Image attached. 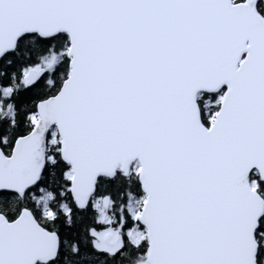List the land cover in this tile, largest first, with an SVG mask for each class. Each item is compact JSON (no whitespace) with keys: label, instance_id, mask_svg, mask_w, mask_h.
Returning a JSON list of instances; mask_svg holds the SVG:
<instances>
[{"label":"snow or ice","instance_id":"snow-or-ice-1","mask_svg":"<svg viewBox=\"0 0 264 264\" xmlns=\"http://www.w3.org/2000/svg\"><path fill=\"white\" fill-rule=\"evenodd\" d=\"M0 264H264V0H0Z\"/></svg>","mask_w":264,"mask_h":264}]
</instances>
